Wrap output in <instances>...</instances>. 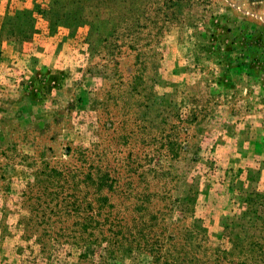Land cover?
<instances>
[{
	"label": "rangeland",
	"instance_id": "1",
	"mask_svg": "<svg viewBox=\"0 0 264 264\" xmlns=\"http://www.w3.org/2000/svg\"><path fill=\"white\" fill-rule=\"evenodd\" d=\"M48 169L75 200L107 175L118 218L144 192L178 226L191 208L210 246L257 236L242 200L264 192V0H0V264H151L24 233L29 202L65 207Z\"/></svg>",
	"mask_w": 264,
	"mask_h": 264
},
{
	"label": "trees",
	"instance_id": "2",
	"mask_svg": "<svg viewBox=\"0 0 264 264\" xmlns=\"http://www.w3.org/2000/svg\"><path fill=\"white\" fill-rule=\"evenodd\" d=\"M41 175H44L43 181H48V188L52 189V192L47 190L45 199L55 200V204L62 200L65 207L60 215L51 208L46 212L48 201L27 204L25 209L28 216L25 222L19 224L24 233L37 235L35 238H38V243L49 240L41 238H63L61 244L75 247L104 242L108 245L109 254L116 252L117 247L124 246L146 255L151 264H264V192L249 194L242 200V214L249 226L253 223L258 225L257 236H248L242 242H229L228 248L221 249L207 244L205 231L196 226L197 221L191 218V208L179 210V220H184L183 216L187 214L190 222L178 226L167 219L169 206L156 208L152 205V199L158 198L165 202V196L134 192V202H130L129 207L124 208V214L118 218L103 193V189L115 192L113 182L107 175L102 174L95 180L90 174L81 176L74 187L77 189L81 184L85 192L80 193L79 190L77 200L76 195L72 198L69 185L63 196H60L61 192L56 191V182L48 180L51 176L63 175L61 172L48 169ZM89 187L92 189L91 196L86 190ZM27 200L31 198L25 193L24 203ZM50 211L53 216H58V222L61 217H73L75 220L68 226L59 222L62 226L53 228V222L48 220ZM52 240L58 243V240ZM80 256L85 258L83 253Z\"/></svg>",
	"mask_w": 264,
	"mask_h": 264
}]
</instances>
